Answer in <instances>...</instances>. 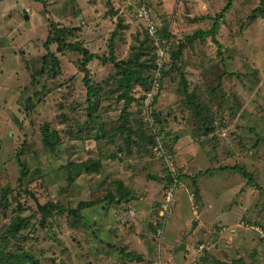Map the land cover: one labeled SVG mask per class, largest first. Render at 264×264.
<instances>
[{
  "label": "rangeland",
  "instance_id": "1",
  "mask_svg": "<svg viewBox=\"0 0 264 264\" xmlns=\"http://www.w3.org/2000/svg\"><path fill=\"white\" fill-rule=\"evenodd\" d=\"M43 1L45 5L33 0H0V256L25 253L38 264L157 262L155 245L139 249L140 240L127 236L134 226L124 217L130 209L122 202L124 195L116 183H122L125 175L129 180L141 178L135 182L141 191L149 182L172 185L179 175V183L186 182L192 193L185 178L193 174L191 167L202 155L207 167L243 166L256 177L261 190L248 188L236 172L227 175L232 190L226 204H237L239 209L226 210L222 217L252 234L242 264H264V238L260 240L255 232L258 228L264 234V142L260 141L264 138V14L256 12L260 8L264 12L261 0H233L219 23L220 50L211 38L189 44L186 37L210 29L208 17H218L227 0H214L209 6L208 0H177L179 9L174 1L164 6L162 0ZM140 4L156 17L159 29H167L169 40L146 33L135 16ZM118 20L122 26L116 39L118 61L141 53L139 63H147L148 57L156 58L155 63L159 50L163 53L165 78L154 80V71L137 68L143 77L152 75L161 82L160 91L148 90L151 97L136 86L131 92L134 101L126 106L118 100L123 93L117 91L119 70L93 61L87 66L88 78L97 96L90 98L95 107L89 109L84 74L77 64L81 57L68 51L59 54L56 45L50 51L59 60L58 68H53L57 76L48 73L50 63L44 73H38L46 54L43 44L49 21L80 28L81 35L67 42L78 39L90 52L106 56ZM179 43L185 48L173 67L171 57ZM155 97L157 103L151 106ZM201 119L213 129L208 136L202 135ZM46 127L48 135L56 133L50 141L45 138L46 130L42 131ZM152 132H161L156 146L145 139ZM49 142L51 147L46 146ZM160 150L165 153L163 158ZM97 160L102 162L98 173L86 172L84 164L91 167ZM20 165L28 173L22 179ZM191 193L189 201L195 205ZM85 203L91 207L82 206ZM105 218L111 219L115 239L102 232ZM206 219L212 221L211 215ZM224 230L223 226L216 234ZM167 236L162 239L169 247L174 241ZM218 240L206 244L209 252L202 249L200 258L206 264H212L209 253ZM139 255L148 260L138 262ZM183 255H175L177 264ZM0 264H4L1 259Z\"/></svg>",
  "mask_w": 264,
  "mask_h": 264
},
{
  "label": "crops",
  "instance_id": "2",
  "mask_svg": "<svg viewBox=\"0 0 264 264\" xmlns=\"http://www.w3.org/2000/svg\"><path fill=\"white\" fill-rule=\"evenodd\" d=\"M162 1L165 3L164 6H166L167 3H170V1H174L176 9H179L177 4H180V2L177 0ZM212 3H214V0H208L207 6L211 5ZM152 17L155 19V21H157L156 17L153 14ZM213 18L214 17H208L210 21ZM24 19L27 20L28 16H26ZM173 19L175 20L176 17H173ZM173 23L174 21L172 22V24ZM192 23L195 22L193 21ZM115 28L113 29V31L116 30ZM170 28H172V25L168 28V30H170ZM78 35H81V33H79ZM192 35L190 34L189 36ZM188 43L190 44V42ZM182 145L183 147L186 146L185 143H183ZM177 147L178 145L176 144L175 148ZM205 148L202 153L204 156H206ZM200 157H202L201 160H198L191 167L193 174H189V178H185L186 181H190L192 193L188 191V185H186V182H180L181 185L178 189L177 184L179 185L180 183L179 181L178 183L176 181L174 203L170 212L165 214L164 217H161V212L162 204L164 203V188L166 184L165 186H162L160 184L149 182V184L146 183L147 187L143 188L140 191L137 190L139 186H137L136 188L135 182L141 180V178H133L129 180L128 178H126V175L121 178L122 183H120L122 184V186L130 191L128 201H126L124 197L121 198L124 205L129 207L128 209H130L128 214H125L124 217L126 220H132L134 226L133 231L127 234V236H133L138 239V241L140 240L141 247H139V249L145 247L149 248V245H155V254H157L155 259H157L160 264H177L175 255L180 253L184 254L181 260L182 264H206V259L200 258V256H203L202 249L209 252L210 249L206 244H208L211 239L219 237V240L216 243L217 246L211 251V253H209L210 256H212L211 258L213 259L211 263L241 264L243 263L241 256H243L245 249L250 247L251 245L252 234L247 235L246 233L239 230V227L236 223H232L231 220L227 217H222V213H224V211L226 210L235 209V212H237V209H239L237 207V204H226L232 190L230 186H227V181L229 180L227 175L234 172L240 174L238 173V171H233L231 169L233 166L238 165L219 166L218 168L207 167L206 165H204L208 164L206 159L202 155ZM204 166L205 168L202 169ZM249 173H251L253 176L252 184H254L255 186L247 185V187L254 190H261V188L258 186L256 177L252 172ZM220 174H226V176L221 177L219 176ZM99 176L100 175H98V177ZM243 179L245 180L246 185V179L244 177ZM151 186H157V189H151ZM190 193L191 198L193 197L197 202L194 203L195 205H193L189 201L190 197L188 195H190ZM185 194H187L188 202L184 196ZM183 198H185V202ZM238 206H240L239 203ZM183 208L187 209L186 213L183 211ZM208 214L211 215L212 221H208L206 219ZM111 219L113 220L112 217ZM111 219H104V222H106V227H104L105 229H102V232L103 234L108 232V234H110V237L112 236V239H115V234L110 231L111 229H114V227L111 225ZM255 225L258 226L257 223H255ZM223 226L225 230L220 231V235H217L216 231ZM165 230L166 234L168 233V235L171 236V239H173L174 241L173 244L169 247L164 244L162 239L166 236V234H164ZM188 231L190 232L187 233ZM173 232L174 234L172 235L171 233ZM255 232L258 234L260 240H262V233L258 230V228H255ZM169 236L167 237L169 238ZM123 239L127 240L126 235L123 236ZM102 241L103 238L99 239L100 243ZM262 242L264 243V240H262ZM105 243H108V241L106 240ZM223 252H225V254H223ZM143 260L146 261L148 259L145 260V258H142L140 262H142ZM158 261L154 263L144 262V264H158ZM179 263L180 262H178V264Z\"/></svg>",
  "mask_w": 264,
  "mask_h": 264
},
{
  "label": "trees",
  "instance_id": "3",
  "mask_svg": "<svg viewBox=\"0 0 264 264\" xmlns=\"http://www.w3.org/2000/svg\"><path fill=\"white\" fill-rule=\"evenodd\" d=\"M39 3H43L45 5V2L43 0H33ZM264 5V0H261V6ZM233 6V0H227V3L225 5V7L222 9V11L220 12V14L218 15V17L211 19L212 22V26L208 31H198L196 33H194L192 36L186 37V40L188 42H190V44L196 40V39H201L204 40L206 38H211L212 43L218 48V50L221 49V45L220 43L217 41L216 36L219 30V23L221 22V20L224 18V15L232 8ZM46 8H43V11ZM256 12H258V15L263 16L264 12L260 9L256 10ZM47 14V13H46ZM154 19V18H153ZM155 21V19H154ZM143 22V21H142ZM156 23V36L162 37V38H168L167 40L170 39V35L167 32L166 28H163L162 30L159 29L161 28L160 23H158L157 21H155ZM121 21L118 20L117 22V26H116V30L113 31V33L111 34L110 40L108 42V53L106 56H99L93 52H90L89 49L87 48V46H85L81 41H79L78 39H76L73 43H68L67 40L68 39H75L76 35L80 32V28L78 27H61L59 26L57 23L51 22L49 21V34L43 44V48L46 51V54L42 57V62H43V67L40 69V71L38 72L39 74H42L45 72V67L50 63L51 64V69L50 71L53 72H48V73H52L53 76H57V70H53V68H58V58L54 55V53H52L50 51V46L52 45H56V52L59 54H63L65 51H68L70 53H74L79 55L81 58L77 61V64H79V69L80 71L84 74V78H83V82L86 86V95H87V101L89 102V109L92 107L94 108L95 103H92L90 101L91 97H96L97 93L96 90L91 86V83L89 81L88 75H89V70L87 68L89 63H92L93 61H98L103 65H107V64H111L114 68H116L117 70H119L120 73V78L118 80V87H117V91H123L122 94L119 95L118 100L120 101H124V104L126 106L130 105L133 103L134 99L131 96V92L134 90V88L136 86L141 87L142 89L146 90V91H152L153 88H157L158 91L161 90V82L160 84L154 83V80L152 79V75L147 76V77H143V72H140L137 68L138 67H142L143 71H154L156 68V61L155 63H153V61L156 58H151L147 60V63H139L140 58H142V54L140 53V55H136L133 59L129 58L127 61H118L116 59L115 56V39L118 36V30L121 29ZM144 24V22H143ZM124 28V27H123ZM145 28V25H144ZM146 33L148 34L146 28H145ZM162 34H166V36H163ZM149 35V34H148ZM151 37V36H150ZM152 37V38H154ZM185 48V45L183 43H179L178 47L176 48V51L174 53H172V57H171V62H172V66L175 67L177 65V62L182 59L183 56V50ZM143 53V51H142ZM142 56V57H141ZM160 78H165L167 76V73H160ZM184 78V76H182ZM223 77H220V79H222ZM152 79V80H151ZM153 81V82H152ZM150 82V85H149ZM183 83H184V91L187 92V84H186V79H183ZM159 87V88H158ZM145 91V92H146ZM148 91V92H149ZM150 91V92H151ZM150 92L148 94H150ZM188 95V94H187ZM157 103V97L154 98L152 105H155ZM158 121V118L156 117L155 122L153 121L152 124L154 123V128L156 130V122ZM200 126L202 127V135L204 134H210L213 132L212 127H206L204 121L201 119L199 122ZM156 126V127H155ZM201 129V128H200ZM46 134H45V138L46 140L50 141L53 139L54 135L56 134L55 132L52 133L51 135H48V127H46ZM51 132V131H50ZM161 134V132H159V134H157V132H152L151 136H147L145 139L148 142L149 145H158L156 140L157 138H159V135ZM128 141V140H127ZM260 141L264 142V138H262ZM257 140L256 146L257 144L259 145V142ZM52 143H46V146L51 147ZM164 146L167 147L166 144H162ZM255 146V147H256ZM100 163H102L100 160H97L94 164V166L92 165L91 167H88V164H84L86 167V172H98V168L100 166ZM94 167V168H93ZM21 168V179L23 177H26L28 175L27 171L25 170L23 165H20ZM233 171H238V173H240V175L242 177H244L246 179V185H250V186H255L254 184H252V180H253V176L251 173H249L244 167H240V166H233L231 168ZM169 178V177H167ZM179 175H177L175 177V180L178 183V179ZM172 179L170 178L169 182H171ZM119 186V190L123 192V197L126 201H128L129 199V195H130V191L128 189H126L125 187L122 186V184L116 183ZM3 198L5 197V194L2 196ZM82 206H88L91 207V203H85L82 204ZM53 210H62L61 207H55L52 206ZM26 227V223L24 225L25 228ZM112 247V246H111ZM128 256L131 257V255L129 254ZM10 258V259H9ZM0 259L4 261V264H38V262L35 260L34 257H32L31 255L22 253V254H17L16 256H10V255H5V256H0ZM9 259V260H8ZM137 261L140 262L142 257L138 256L136 257ZM232 264H236V263H232ZM242 264V263H241Z\"/></svg>",
  "mask_w": 264,
  "mask_h": 264
},
{
  "label": "built area",
  "instance_id": "4",
  "mask_svg": "<svg viewBox=\"0 0 264 264\" xmlns=\"http://www.w3.org/2000/svg\"><path fill=\"white\" fill-rule=\"evenodd\" d=\"M135 16L140 21L144 22L145 28L149 34V36L154 37L156 35V23L150 14V11L144 4H140L138 7L135 8ZM162 51L159 50V58L156 60V68L154 70V80L160 79V73L162 71L163 67V61L160 58L162 55ZM159 77V78H157ZM154 83L158 84V81H154ZM151 97L150 94H148V98ZM148 103V101H147ZM157 147H160L157 146ZM157 150V149H156ZM160 153V158H163L165 153L163 151H158ZM176 191V182H174L172 185L165 186L164 188V203L162 204V212L161 217H164L165 214L169 213L173 203H174V193ZM262 238H264V234L262 235Z\"/></svg>",
  "mask_w": 264,
  "mask_h": 264
},
{
  "label": "water",
  "instance_id": "5",
  "mask_svg": "<svg viewBox=\"0 0 264 264\" xmlns=\"http://www.w3.org/2000/svg\"><path fill=\"white\" fill-rule=\"evenodd\" d=\"M183 248V247H182Z\"/></svg>",
  "mask_w": 264,
  "mask_h": 264
}]
</instances>
